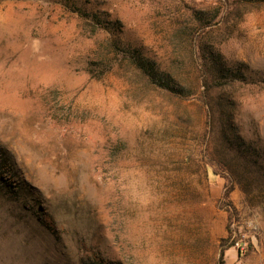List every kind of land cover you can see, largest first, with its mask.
Listing matches in <instances>:
<instances>
[{"label":"rangeland","instance_id":"rangeland-1","mask_svg":"<svg viewBox=\"0 0 264 264\" xmlns=\"http://www.w3.org/2000/svg\"><path fill=\"white\" fill-rule=\"evenodd\" d=\"M223 249L264 264V0H0V264Z\"/></svg>","mask_w":264,"mask_h":264},{"label":"trees","instance_id":"trees-1","mask_svg":"<svg viewBox=\"0 0 264 264\" xmlns=\"http://www.w3.org/2000/svg\"><path fill=\"white\" fill-rule=\"evenodd\" d=\"M69 6H70L72 11L77 12V13H82V8H80L76 3H71V4H69ZM95 17H96L97 21H100V17H98V16H95ZM137 61L140 63V65L142 67H145V68L148 67V66H146V63H144L141 58ZM146 69H149V68H146ZM220 264H226L225 260H224V249L221 253Z\"/></svg>","mask_w":264,"mask_h":264}]
</instances>
